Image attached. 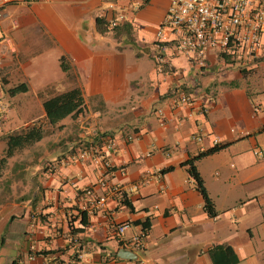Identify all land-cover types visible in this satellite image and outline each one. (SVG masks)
Returning a JSON list of instances; mask_svg holds the SVG:
<instances>
[{"label":"crops","instance_id":"1","mask_svg":"<svg viewBox=\"0 0 264 264\" xmlns=\"http://www.w3.org/2000/svg\"><path fill=\"white\" fill-rule=\"evenodd\" d=\"M169 3L34 0L0 6V46L13 55L0 54L2 85L11 81L14 64L27 89H34L33 80L48 81L36 66L49 55L60 80H68L57 92L77 86L83 98L82 111L57 122L62 136L30 174V194L12 203V219L0 218L6 219L0 247L13 250L0 253V264H213L211 249L221 243L234 255L232 264H264V97L254 100L250 91V72L260 69L264 94V32L261 56L239 49L226 60L210 49L205 66L197 68L180 54L169 55L171 70L158 72L150 48ZM118 14L117 25L108 28ZM22 48L35 49L34 58ZM177 83L192 93L191 104L173 103ZM154 107H161L160 116ZM91 127L111 134V146L106 138L96 144L110 162L108 171L89 157L75 158L92 140ZM215 137L216 144H226L193 161L216 210L209 216L181 162L213 146ZM258 149L260 156L253 152ZM155 170L157 177L150 174ZM102 173L110 183L135 187L108 193L104 207L93 210L84 188ZM80 210L86 214L82 226ZM124 221L121 239L113 225ZM140 231V249L125 245ZM120 247L136 258L119 257ZM39 249L47 251L31 254Z\"/></svg>","mask_w":264,"mask_h":264},{"label":"built area","instance_id":"2","mask_svg":"<svg viewBox=\"0 0 264 264\" xmlns=\"http://www.w3.org/2000/svg\"><path fill=\"white\" fill-rule=\"evenodd\" d=\"M34 0H0V6L9 2L27 3ZM118 14L109 18L107 26L110 28L121 19ZM264 32V0H170L164 16L160 21L151 43L150 54L154 62L155 70L158 72L170 71L172 68L169 55H182L197 68L205 66V57L208 50L232 54L241 50L251 56L263 55L261 34ZM3 89L0 78V132L3 122L6 120L7 103L2 99ZM172 101L178 105H189L193 101V95L188 88L181 84L171 87ZM158 116L162 114L161 107H154ZM90 133L97 139L106 138V146L112 145L110 133H105L97 127H91ZM127 135V138H130ZM192 138L200 140L201 135L193 134ZM218 138H213L216 144ZM261 155V151H253ZM75 158L82 160L89 157L102 169H110L109 160L101 153L96 145L78 149ZM70 158V156L68 157ZM60 159V162H65ZM46 166L53 169L54 162H47ZM105 173V172H104ZM102 173L96 181L84 188V192L90 196L91 209L99 210L104 207L108 193L131 191L135 184L122 185L110 183ZM159 176V171L150 173ZM100 189V190H99ZM127 223L119 222L113 225L115 236L122 239V233ZM143 232L140 231L124 240L125 245L134 249L142 247Z\"/></svg>","mask_w":264,"mask_h":264},{"label":"rangeland","instance_id":"3","mask_svg":"<svg viewBox=\"0 0 264 264\" xmlns=\"http://www.w3.org/2000/svg\"><path fill=\"white\" fill-rule=\"evenodd\" d=\"M1 36V34H0ZM8 35H5V37ZM25 55L32 56L34 58L35 49L31 48H22L20 49ZM0 54H3L6 58H11L12 52L8 51V48L5 46H0ZM49 56V55H48ZM46 57V61H42L36 67H43V73L47 75L48 81L33 80L32 86L34 89H27L23 92H18L14 95H10L7 92H4L2 99L7 103L6 115L7 118L3 122V127L0 132V155L3 153L5 147V134L17 130L21 127L28 126L32 123L39 124L43 127H47L46 120L43 117H39L43 112L40 101L45 99L58 90L63 89L61 84L63 82H68V80H60L57 76V64L54 60H51L50 57ZM11 74L13 77L11 81H7L2 89H6L11 86L12 83L17 84L19 82H26V79L22 75V70L17 64L12 65ZM41 68L37 69L38 74L40 73ZM261 70L251 71L250 75L252 76L251 81V95H255L256 99L264 97L263 94V79L260 75ZM2 78V77H1ZM239 81V80H238ZM44 85L42 87L40 84ZM2 83V80H1ZM32 120V121H31ZM62 132L57 128L51 131L48 135L44 136L40 142H33L32 144L25 145L21 148L15 149L12 156L7 158L6 166L0 170V218L8 216L11 214L15 208L12 203L19 202L23 200L26 194H30L32 190L30 174L32 171L41 165V162H44L46 159L47 153L51 152L57 144H52L53 139L56 137H61ZM59 146L55 149L58 150ZM34 153V156L31 154ZM55 154V151H53ZM36 159L34 162L30 159ZM33 162V163H32ZM17 209V208H15ZM6 219L0 222V233L5 227ZM13 250L9 247H0V253H11ZM2 258V257H1Z\"/></svg>","mask_w":264,"mask_h":264},{"label":"trees","instance_id":"4","mask_svg":"<svg viewBox=\"0 0 264 264\" xmlns=\"http://www.w3.org/2000/svg\"><path fill=\"white\" fill-rule=\"evenodd\" d=\"M98 20V19H97ZM117 24H114L110 28L115 27ZM219 56L228 60L229 54L225 52H219ZM59 65L63 70H67V65L63 62L62 56L59 57ZM27 90V86L25 82H19L15 85H12L6 89H3V92H7L10 95H14L18 92H23ZM41 106L44 112V116L46 119L47 127H43L41 125L31 124L28 126L21 127L17 130H12L5 134V147L3 149V153L0 155V170L3 169L7 164V158H9L15 149L21 148L25 145L32 144L35 141H38L43 136L48 135L55 128H61V124L57 122L63 117L70 115L76 116L83 108V98L81 96L80 89L77 86H73L69 89L57 92L45 99L42 100ZM99 138L93 137L90 142L83 143L85 147H89L92 145H96ZM226 143L214 144L211 147H208L195 156L184 160L181 164L186 165V169L189 174L192 176L195 188L199 192L202 198V205L204 210L209 216H214L216 214V210L213 207V204L207 195L206 189L203 185L202 179L198 174L193 161L195 158L208 154L210 152L216 151L222 148ZM84 149V148H80ZM164 169H161V171ZM14 215H9L8 219H12ZM79 222L84 225L86 223V214L83 210L79 211ZM81 228V227H80ZM80 228L71 229L72 231L80 230ZM2 238V237H1ZM2 243V239H0V244ZM47 250H34L31 254H41L46 252ZM216 253V254H215ZM211 259L213 264H232L235 262V257L232 254L230 248L226 244H218L215 245L210 252Z\"/></svg>","mask_w":264,"mask_h":264},{"label":"water","instance_id":"5","mask_svg":"<svg viewBox=\"0 0 264 264\" xmlns=\"http://www.w3.org/2000/svg\"><path fill=\"white\" fill-rule=\"evenodd\" d=\"M117 255L119 257L128 258V259H135L136 258L135 252H133L132 250L125 248V247H120L117 251Z\"/></svg>","mask_w":264,"mask_h":264}]
</instances>
